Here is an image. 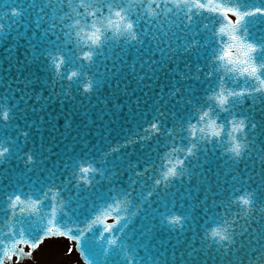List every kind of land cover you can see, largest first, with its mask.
Masks as SVG:
<instances>
[{"label": "snow or ice", "instance_id": "snow-or-ice-1", "mask_svg": "<svg viewBox=\"0 0 264 264\" xmlns=\"http://www.w3.org/2000/svg\"><path fill=\"white\" fill-rule=\"evenodd\" d=\"M183 3L186 5V10L181 11L177 0H149L146 9L148 15L145 17L142 12L137 11L143 8L144 0H132V2L79 0L75 5L73 0H46L45 6L40 7L39 11L47 16L49 13L45 12V7L50 10L53 22L48 31L59 29L55 39L44 43L39 52L30 41L28 48L17 46L15 55L12 49H8L5 68L13 59L17 61L18 70L21 67L31 68L38 61L43 60V67L49 77L48 83L54 88L62 87L63 96L73 97L76 92L80 95L93 93L94 84L97 91L102 85L106 86L105 78L94 81L95 59L106 60L108 58L106 52L115 53L126 49L139 51V48H133V44H144L141 37L148 36L149 26L163 33V39L153 34L155 47L160 53H164L165 48L168 49L169 54L177 53L179 49L173 46V40L188 33L180 24L172 21L169 14L174 16L183 12V23L187 25L199 21L204 13H211L212 17H220L224 22L212 28V18L203 17L204 22L199 24V29L193 33V36H201L202 39L200 41L193 39L179 53L185 55L199 48L200 54L206 61L196 66L197 75L194 77L195 80L204 82L205 91L192 92L182 98L179 116L175 112L165 113L156 109L149 121L148 113H144L142 119L148 121L147 126L143 127L144 134L129 137L123 145L108 151L93 152L91 148L84 151L73 149L71 155L63 162L59 174L54 166L48 169H35L37 161L31 149L23 152L22 148H13L16 137L6 133L13 119L10 113L16 105L10 97L0 96V101L6 104L8 109L0 113V122H2L0 145L4 143L9 145L0 147V169H4V166L14 159L23 162L22 171L15 172L14 175L0 176V213L9 220H15L19 214L25 212V207L21 205L26 203L33 214L38 208L48 209V214L38 216L35 221L30 218L18 221L19 230L13 226L8 233L15 238L13 248L17 249L21 257L24 252L22 247L17 248L18 245L35 250L43 239L67 236L82 243L91 264H112L109 260L108 247L102 251L96 249L98 242L105 240L108 234L110 238H107V245L123 247L125 249L123 255L127 258L128 264H133L134 257L128 254L134 243L132 237L129 236L122 244H118L117 241L131 230L137 217L144 221L143 226L140 227L142 243L138 247L141 248L150 244L161 231L173 235H177L178 231L180 234L188 231L195 233L194 214L197 210L195 207H188L185 214H174L178 199L173 198L172 192L175 191L174 185L178 181L193 179L189 162L198 160L199 154L204 155L205 164L210 154H219L221 166L233 169L231 173L233 184L241 182L249 185L247 195L234 197L231 194H222L220 200L212 201L213 210L205 212L202 209V214L217 220L222 218V213L217 209H224L226 214L228 205L239 203L246 206L247 211L244 217H241L237 211L235 213L237 219H245L246 222L256 224L264 221V140H262L264 137V38L253 39L250 29V21L255 20V27L264 31V25L259 19L264 18V6L249 7L240 2L225 3L223 0H207V2L183 0ZM152 5H155L156 9H161V12L153 11ZM36 7L35 0H29L27 5L20 0H0V9H3L0 11V45L10 38L22 39L23 32H18L16 37L11 36V30L17 28L16 25L19 24L21 27L26 25L22 20L32 21L39 29V20H34L31 15ZM173 7L176 8L175 12ZM79 9L84 11L81 12ZM73 13L79 18L70 22L73 21ZM105 13L108 15L105 16ZM88 17L100 19L88 24ZM158 17L162 19L158 20ZM104 21L108 22L106 27L97 26L103 25ZM153 21L156 23L153 24ZM164 21L173 24L178 31L166 30L162 26ZM121 24L130 35L119 33ZM77 26L81 29L91 28L92 31L85 39L80 32L74 34L73 29ZM113 29L116 30L115 34H111ZM178 43L185 42L181 40ZM234 50L239 52V58L233 55ZM21 61L23 64L20 63ZM70 65L74 66L75 70H61L62 66L67 69ZM227 65L233 67L229 68ZM134 67L128 65L129 69ZM80 76H83V80L79 82L74 92L73 85ZM241 77L243 80L240 79ZM240 81L244 83L236 87L235 85ZM21 83L24 95L33 100L34 96L28 95L33 79L26 76ZM179 91L175 89L171 95L176 96ZM32 92L44 99L41 93ZM54 94L60 96L59 92ZM68 115L71 116L72 113ZM167 119H172L171 126L166 123ZM59 123L65 130L73 129L71 119L60 120ZM234 133L239 135L242 143L236 142L234 147L225 148V143L232 144L237 140ZM20 136L26 141L29 133L20 130L18 137ZM157 137L162 139L157 140V148L154 150L157 155L155 162L145 157L137 161L124 160L122 169L119 163L109 166V157L120 153L121 148H129L137 144L143 147ZM173 154H175L174 159L170 158ZM246 159L253 160L259 166V171L253 175L241 176V165ZM121 160V156H116V161ZM34 172L38 174L33 176ZM121 176H124L123 183ZM101 185L104 187L101 188ZM221 190L226 191L225 185L221 186ZM73 196H79L84 201L83 209H80ZM249 196L251 199H248ZM121 204L131 206L124 208V215L119 214ZM179 206L183 208L184 204ZM257 209L260 212L259 218H256ZM112 213L117 214L112 215ZM249 215L253 219L249 220ZM65 217L88 226L83 230L76 229L77 234L73 235L72 229L64 230ZM109 219L113 222L108 223ZM232 223L235 225L237 221L233 220ZM94 225L102 226V230L98 229L96 233L90 235ZM246 233L247 229L237 233L233 227L231 238L222 237L226 241V247L215 241L207 243L203 235H200L196 242H192L191 237L186 234L185 257L190 260V264H198L200 256L216 255L215 249L218 248L221 256L230 257L231 264H244L243 261L235 260L234 246L238 237L243 238ZM216 234V231L212 232L213 236ZM27 236L35 238L27 239ZM255 240L257 237L254 236L253 241ZM253 241L248 242L250 246L253 245ZM188 244H192V247L188 248ZM240 247H244L242 239ZM253 250L255 255L249 259L248 264H264V244ZM15 254H10L7 249L3 250L0 252V264H5V260L11 262ZM135 264H143V261L137 260ZM152 264H165V262L153 261ZM199 264H203V261H199Z\"/></svg>", "mask_w": 264, "mask_h": 264}, {"label": "water", "instance_id": "water-1", "mask_svg": "<svg viewBox=\"0 0 264 264\" xmlns=\"http://www.w3.org/2000/svg\"><path fill=\"white\" fill-rule=\"evenodd\" d=\"M20 2L27 5L29 0H20ZM78 2L79 0H73L74 5ZM148 2L149 0H144L143 8L137 9L145 17L148 15L146 11ZM177 2L180 3L181 11L186 10L183 0H177ZM223 2H240L249 7L264 6V0H223ZM35 3L37 7L32 10L31 15L34 20H39V29L35 27L32 21L22 20V23H26L25 26L21 27L18 24L16 25L17 28L11 30L12 37H16L18 32H23L22 39L15 40L10 38L0 45V96L10 97L16 105L10 113L13 119L9 123V131L6 134L16 137L14 149L19 147L22 148L23 152H28L31 149L37 161L35 169H48L54 166L55 171L59 174L63 162L71 155L73 149L84 151L91 148L95 152L99 150L108 151L113 147H120L129 137L144 134L143 127H146L148 123V121L142 119L144 113H148L149 121L152 115L155 114L156 109H160L165 113L175 112L179 116L182 109V98L187 97L192 92L203 93L205 91L204 82L194 79L195 75H197L195 71L196 66L206 63L204 57L200 54V49H193L185 55H180L179 53L193 39L197 41L202 39L201 36H193V33L199 29V24L204 22L203 17L212 18V28L216 24L224 23L220 17H212L211 13H204L199 21L192 25H187L183 23V12L174 16L169 14L170 19L180 24L188 33L186 36H178L173 40V46L179 49L177 53L169 54L167 48H165L164 53H160L155 47L153 34L159 35L163 39V33L149 26L148 36L141 37L144 44H133V48H139V51L126 49L124 51H116L115 53L106 52L105 55L108 57L106 60H101V58L95 59V67L93 69L94 81L98 78H105L106 86L102 85L97 91L94 84L93 93L80 95L76 92L79 82L83 80V76H80L73 85V90L76 94L73 97H65L63 96L62 87L54 88L48 83L49 77L43 67V60L38 61L31 68L21 67L18 70L17 61L13 59L12 63L5 68V57L8 49H12L13 55H15L17 46L28 48L30 41L32 45L36 46L37 52H39L42 45L54 40L59 31L58 28L48 31L50 24L53 22L50 10L45 7V12L49 13L47 16L39 11L40 7L45 6L46 0H35ZM152 7L153 11L161 12V9L155 8V5H152ZM2 10L0 9V11ZM79 11L83 12L84 10L79 9ZM175 11L176 8L173 7V12ZM72 15L73 21L70 22H74L75 19L79 18L75 16V13ZM104 15L107 16L108 13ZM96 19L100 18L88 17L87 23L91 24ZM157 19L160 20L162 17H158ZM259 19L262 25H264V18ZM107 23V21H104L103 25L98 24L97 26L106 27ZM155 23L156 21H153V24ZM255 23V20L250 21L252 38H264V31L257 29ZM83 24L84 21L82 20ZM162 26L169 31H178L173 24L167 21H164ZM91 31V28L81 29L79 26L73 29L74 34L75 32H80V35L85 39ZM115 31L113 29L111 34H115ZM119 33L130 35V32L123 24L119 26ZM181 40L185 43H178ZM169 55H171V58H169ZM233 55L239 58L238 51L234 50ZM20 63L23 64V61ZM128 65H134L135 67L134 69H129ZM227 67L232 68L233 65H227ZM61 70L72 71L75 68L70 65L65 69L62 66ZM26 76L33 79V84L30 86L31 89L28 90V95L34 96L33 100L29 96L24 95L21 82ZM240 79L243 80L242 77ZM243 83L244 81H240L235 86L239 87ZM249 86H251V82H249ZM175 89H179L180 91L176 96H172L171 93ZM32 91L41 93L44 95V99L36 96ZM56 92L60 93L59 97L54 94ZM7 110V105L0 101V113ZM69 113H72V115L69 116ZM64 119H71L73 121L72 130H65L61 127L59 121ZM172 122V119L166 120L168 126H171ZM15 126H18V128ZM20 130L28 131L29 136L26 141L24 137H18V131ZM234 135H236L237 140L232 144L225 143V148L234 147L236 142L242 143L239 135L236 133ZM161 139L162 137L154 138L151 143L144 144L143 147L137 144L129 148H121L120 153L109 157V166L119 163L122 169L124 160L137 161L143 160L145 157L155 162L157 155L154 150L157 148V140ZM262 140H264V137H262ZM8 146L7 143L0 145V147ZM47 149H50V151H47ZM118 155L122 157L121 161H116V156ZM218 155L210 154L205 164L204 155L199 154L198 160L189 162L193 179L190 181L181 180L174 185L175 191L172 192V196L174 199H178L174 214L183 215L187 212L188 207H195L197 210L194 214L196 232L188 231L187 233L181 232L180 234L178 231L177 235H173L172 233L161 231L156 234L150 244L141 248L138 247L142 243L140 227L143 226L144 221L140 217L135 218L131 230L126 232L117 241L118 244H122L129 236L132 237L134 243L131 249L128 250V254L134 257L133 264L137 260H142L143 264H152L153 261H164L165 264H190V260L184 254L186 234L191 237L192 242H196L197 238L203 235L207 243L215 241L226 247V241L222 237L231 238L233 227L237 233L247 229L246 236L243 238L238 237L234 246L235 260L243 261L244 264H248L249 259L255 255L253 249L260 248L264 244V221L256 224L246 222L245 219H237L235 215L237 211H239L241 217H244L247 211V207L242 204L228 205V212L226 214H224V209H217V211L222 213V218H217V220L210 219L202 214V209L205 212L213 210L212 201L214 199L220 200L222 194H231L234 197H239L247 195V189L249 188V185L241 182L233 184L231 179L233 169L227 166L222 167ZM170 158L174 159L175 154ZM41 161L43 163H40ZM241 168V176L253 175L259 171V166L251 159H246ZM22 169L23 162L14 159L5 165L4 169H0V176L14 175L15 172H20ZM37 174L38 172L32 173L33 176ZM201 177L203 178L201 179ZM120 179L123 183L124 176H121ZM222 185H225L226 191L221 190ZM103 187L104 185H101V188ZM251 187H255V185H251ZM73 199L77 201L80 209L84 208V201L79 196H73ZM248 199H251V197L249 196ZM180 204H184V207L181 208ZM126 206L125 204H121L120 215H124L123 211ZM21 207H25V212L19 214L15 220H9L0 213V242H2L0 252L7 249L10 254L16 253L13 255L11 262L5 260V264H13L14 257L18 261H22L24 258L31 256L24 249L25 246H17V248H23L24 255L22 257L17 252V249L13 248V240L15 238L8 235L12 227L15 226L19 230L20 224L18 221L26 218L35 221L38 216L48 214V209L46 208H38L37 212L33 214L32 210L27 207V203L21 205ZM127 207L130 208L131 206ZM256 211V218H259V209ZM116 214L112 213V215ZM141 216H143V213H141ZM248 219L251 220L253 217L249 215ZM233 220L237 221L235 225L232 223ZM107 222L112 223L113 221L109 219ZM63 223L64 230L72 229L73 235L77 234L76 229L83 230L88 226L84 223L78 224L69 217H65ZM98 229L102 230V226H92V233L90 235L96 233ZM213 231L217 232L215 236L212 235ZM116 235H119V233H116ZM254 236L257 237L255 241H253ZM26 238L34 239L35 237L27 236ZM107 238H110L108 234H106L105 240L98 242L96 245L97 251L99 249L102 251L105 247H108L109 260L112 264H128L127 258L123 255L125 249L123 247L108 246ZM241 239L244 243L243 248L240 247ZM249 241H253V245L250 246ZM215 242H213L214 248L216 247ZM77 247L85 262L91 264L81 242H78ZM187 247L191 248L192 244H188ZM215 250L217 252L216 255L208 254L200 256L199 261H203V264H231L230 257L221 256L219 254L220 249L218 248Z\"/></svg>", "mask_w": 264, "mask_h": 264}, {"label": "rangeland", "instance_id": "rangeland-1", "mask_svg": "<svg viewBox=\"0 0 264 264\" xmlns=\"http://www.w3.org/2000/svg\"><path fill=\"white\" fill-rule=\"evenodd\" d=\"M22 264H82L73 244L66 239H48Z\"/></svg>", "mask_w": 264, "mask_h": 264}]
</instances>
